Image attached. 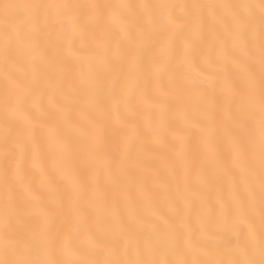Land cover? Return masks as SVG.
<instances>
[{"label":"snow or ice","instance_id":"6c2138e0","mask_svg":"<svg viewBox=\"0 0 264 264\" xmlns=\"http://www.w3.org/2000/svg\"><path fill=\"white\" fill-rule=\"evenodd\" d=\"M0 264H264V0H0Z\"/></svg>","mask_w":264,"mask_h":264}]
</instances>
